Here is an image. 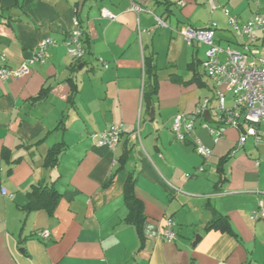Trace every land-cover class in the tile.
Returning a JSON list of instances; mask_svg holds the SVG:
<instances>
[{
	"label": "crops",
	"instance_id": "1",
	"mask_svg": "<svg viewBox=\"0 0 264 264\" xmlns=\"http://www.w3.org/2000/svg\"><path fill=\"white\" fill-rule=\"evenodd\" d=\"M181 1L184 7L172 0H0L6 66L18 69L37 43L55 42L28 75L0 82V264H264V222L251 218L264 203V136L247 138L233 156L240 130L227 129L213 144L204 127L215 125L205 47L187 46L180 34L214 23L220 47L243 51L223 9L244 23L264 15V0H215L213 11L205 0ZM133 4L141 11H131ZM103 9L115 19L103 18ZM74 18L85 48L78 63L65 48ZM254 47L264 57V39ZM148 57L157 92L146 111ZM203 100H211L209 118L197 120L192 136L212 151L207 161L171 132L173 118L193 114ZM232 102L226 95L227 108ZM112 124L123 125L120 143L114 151L97 147L92 136ZM55 146L63 151L51 165L46 157ZM129 179L145 216L142 240L126 221ZM41 185L53 190L50 207L29 209L28 193ZM217 215L230 233L213 222ZM167 219L175 223L170 243L160 237ZM43 230L47 240L37 237Z\"/></svg>",
	"mask_w": 264,
	"mask_h": 264
},
{
	"label": "built area",
	"instance_id": "2",
	"mask_svg": "<svg viewBox=\"0 0 264 264\" xmlns=\"http://www.w3.org/2000/svg\"><path fill=\"white\" fill-rule=\"evenodd\" d=\"M180 7H184L181 0H172ZM210 10L216 8L215 0H205ZM131 11L138 13L141 9L133 4ZM223 14L228 18V27L235 37L243 42V51L229 47H220L215 41V24L210 23L204 29L183 28L180 30L187 46L199 44L205 47V59L202 68L205 75L213 82L216 107L213 109L215 125H205L210 138L216 145L223 137L227 129H242L235 147L230 152L233 156L246 142L247 138H252L257 143L263 136L264 131V57L259 55L254 44L259 38L264 39V15H254L248 21L239 23L235 17L223 9ZM103 18L114 20L115 16L106 10L101 11ZM157 27L166 28L165 22L160 18H155ZM83 33L79 21L73 19V29L70 31L65 42L68 56L73 62H80L85 56L83 46ZM55 46L51 39L40 41L35 46L26 64L18 69H12L5 65V55H0V82L10 79H17L30 73V67L42 64L47 58L48 49ZM232 97V107L225 105V96ZM210 101L203 100L201 105L193 114H177L172 120L171 132L175 141L185 143L190 140L194 151L207 161L212 151L206 148L195 137L192 136L195 123L202 119L204 113L208 111ZM123 133L122 124H112L102 132L93 135L97 147H105L114 151L120 143ZM199 168L197 172H202ZM1 194L7 192L3 189ZM252 219H259L264 222V203L258 200L257 209L251 212ZM175 223L171 219L165 220L160 231L161 239L170 243L175 238ZM41 240H47L50 233L43 230L37 233Z\"/></svg>",
	"mask_w": 264,
	"mask_h": 264
},
{
	"label": "trees",
	"instance_id": "3",
	"mask_svg": "<svg viewBox=\"0 0 264 264\" xmlns=\"http://www.w3.org/2000/svg\"><path fill=\"white\" fill-rule=\"evenodd\" d=\"M193 66L195 67L196 63ZM144 75L145 77H144V87H143V102L145 105V109L147 111L151 109V107L153 106L154 99L156 97V92H157L156 68H155L153 59L151 57H148L145 59ZM75 93H76V90H75V87L73 86L72 91H71V99L73 98ZM214 100H215V97H214ZM59 146H55L49 151L46 157V163H49L51 165H55L57 163V157L59 156L60 152L63 151V149L60 148ZM227 161H228V158L223 160L222 161L223 165ZM219 173H221V176H222V171H219ZM133 184H134L133 179H129L124 188V203L129 211L126 217V221L135 226L138 236L142 240L143 238L142 237V223L145 219V216L143 214L142 206L140 202L135 198V195L133 192ZM52 192L53 190L49 186H46V185H41L39 187H33L32 191L28 193V197H29L28 208L33 209V208H39L41 206H44L48 210L50 207V204H48L45 201V198L49 197L50 194H52ZM213 222L215 223L222 222L224 224L223 230L230 233V227L227 223V220L221 215H217ZM210 228H213V226H211Z\"/></svg>",
	"mask_w": 264,
	"mask_h": 264
},
{
	"label": "water",
	"instance_id": "4",
	"mask_svg": "<svg viewBox=\"0 0 264 264\" xmlns=\"http://www.w3.org/2000/svg\"><path fill=\"white\" fill-rule=\"evenodd\" d=\"M204 116L207 118H209V113L208 112H205L204 113ZM150 118L152 119L153 118V110L150 112ZM240 132H243V130L242 129H240ZM199 240H200V237L199 236H197L196 238H195V242L193 243V247L199 242Z\"/></svg>",
	"mask_w": 264,
	"mask_h": 264
},
{
	"label": "rangeland",
	"instance_id": "5",
	"mask_svg": "<svg viewBox=\"0 0 264 264\" xmlns=\"http://www.w3.org/2000/svg\"><path fill=\"white\" fill-rule=\"evenodd\" d=\"M203 47L204 46L201 45V47H200L201 48V51L204 49ZM204 50H206V49H204ZM216 105H217V102L216 101H214V103L212 102V107L214 106L213 108H215Z\"/></svg>",
	"mask_w": 264,
	"mask_h": 264
}]
</instances>
